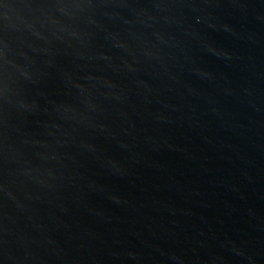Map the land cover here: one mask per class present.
<instances>
[{"label": "water", "instance_id": "water-1", "mask_svg": "<svg viewBox=\"0 0 264 264\" xmlns=\"http://www.w3.org/2000/svg\"><path fill=\"white\" fill-rule=\"evenodd\" d=\"M0 47L173 264H264V0H0Z\"/></svg>", "mask_w": 264, "mask_h": 264}]
</instances>
